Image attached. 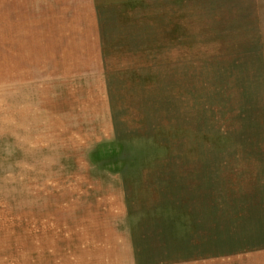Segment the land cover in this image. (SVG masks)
I'll return each mask as SVG.
<instances>
[{
	"label": "rangeland",
	"instance_id": "1",
	"mask_svg": "<svg viewBox=\"0 0 264 264\" xmlns=\"http://www.w3.org/2000/svg\"><path fill=\"white\" fill-rule=\"evenodd\" d=\"M206 1L0 0V264L264 250V13Z\"/></svg>",
	"mask_w": 264,
	"mask_h": 264
},
{
	"label": "crops",
	"instance_id": "2",
	"mask_svg": "<svg viewBox=\"0 0 264 264\" xmlns=\"http://www.w3.org/2000/svg\"><path fill=\"white\" fill-rule=\"evenodd\" d=\"M205 13H264L260 0H208L202 5ZM179 264H264V250L234 254L227 259L216 257L212 252H204L188 258H182Z\"/></svg>",
	"mask_w": 264,
	"mask_h": 264
}]
</instances>
